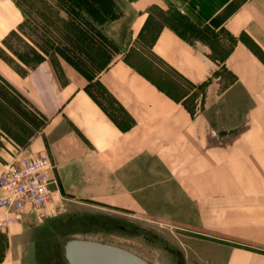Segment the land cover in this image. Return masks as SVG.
Listing matches in <instances>:
<instances>
[{"label":"crops","instance_id":"0c3cea01","mask_svg":"<svg viewBox=\"0 0 264 264\" xmlns=\"http://www.w3.org/2000/svg\"><path fill=\"white\" fill-rule=\"evenodd\" d=\"M114 1L122 17L102 27L127 49L92 80L101 99L67 59L45 54L32 66L15 53L10 39L25 36L26 14L0 0V176L48 156L57 181L46 207L0 208V220L14 219L0 230V264L65 257L83 202L205 232L214 240L189 241L201 242L199 264H264V60L254 51L264 54V0ZM180 21L229 42L224 61ZM135 42L189 91L176 97L135 67L125 57ZM198 90L193 110L186 101Z\"/></svg>","mask_w":264,"mask_h":264},{"label":"rangeland","instance_id":"374dc122","mask_svg":"<svg viewBox=\"0 0 264 264\" xmlns=\"http://www.w3.org/2000/svg\"><path fill=\"white\" fill-rule=\"evenodd\" d=\"M243 1L234 0L231 5L235 7ZM18 2L26 14L23 29L25 36H13L10 39V48L29 61L30 65L39 61L45 54L55 62L65 58L92 81L119 50L127 49L114 40L104 27L95 24L84 13L75 11L63 0ZM176 25L183 34H189L193 40L205 38L220 54H224L230 47L227 41L221 45L218 40L220 36L211 29L195 28L184 21L177 22ZM221 36L226 39L224 34ZM125 55L135 67L159 81L176 97H182L189 91L178 75L165 68L150 53L148 43L135 42ZM91 86L95 95L103 99L101 87L94 81ZM200 95L201 91H194L186 101L191 109L199 106ZM79 206L80 238L123 247L151 264H199L193 245L201 242L189 241L214 240L205 232L181 229L140 216L121 215L88 202L80 203ZM1 239L0 253L6 247ZM65 243L63 242L64 246ZM50 264L69 263L65 257L59 256L56 262Z\"/></svg>","mask_w":264,"mask_h":264},{"label":"built area","instance_id":"2783aa9c","mask_svg":"<svg viewBox=\"0 0 264 264\" xmlns=\"http://www.w3.org/2000/svg\"><path fill=\"white\" fill-rule=\"evenodd\" d=\"M51 158L24 157L15 167L0 176V208L23 214L29 209L42 208L53 200L57 181L50 176ZM14 223L13 218L0 220V230Z\"/></svg>","mask_w":264,"mask_h":264},{"label":"water","instance_id":"95a60500","mask_svg":"<svg viewBox=\"0 0 264 264\" xmlns=\"http://www.w3.org/2000/svg\"><path fill=\"white\" fill-rule=\"evenodd\" d=\"M64 250L69 264H151L128 249L87 238L68 240Z\"/></svg>","mask_w":264,"mask_h":264},{"label":"trees","instance_id":"16d2710c","mask_svg":"<svg viewBox=\"0 0 264 264\" xmlns=\"http://www.w3.org/2000/svg\"><path fill=\"white\" fill-rule=\"evenodd\" d=\"M69 6L79 13H84L91 21L99 26H103L109 22L118 20L122 17V12L116 6L114 0H64ZM255 53L264 60V54L261 50L254 47ZM214 57L224 61L225 54L216 53ZM27 61V60H25ZM29 64V61H27ZM37 63V62H36ZM36 63L32 64L35 65ZM30 65V64H29ZM224 71L225 68H223ZM2 238V237H1ZM4 242V239H1ZM6 244V242H5ZM6 247L0 253V263L2 261Z\"/></svg>","mask_w":264,"mask_h":264}]
</instances>
